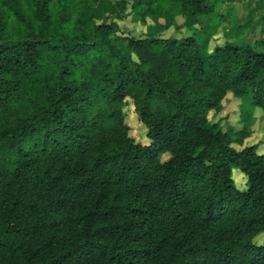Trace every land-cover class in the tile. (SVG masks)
I'll return each mask as SVG.
<instances>
[{
    "label": "trees",
    "instance_id": "trees-1",
    "mask_svg": "<svg viewBox=\"0 0 264 264\" xmlns=\"http://www.w3.org/2000/svg\"><path fill=\"white\" fill-rule=\"evenodd\" d=\"M225 1L0 0V264H264V40L130 36L131 57L91 13L210 33ZM228 92L239 129L207 116Z\"/></svg>",
    "mask_w": 264,
    "mask_h": 264
},
{
    "label": "rangeland",
    "instance_id": "rangeland-1",
    "mask_svg": "<svg viewBox=\"0 0 264 264\" xmlns=\"http://www.w3.org/2000/svg\"><path fill=\"white\" fill-rule=\"evenodd\" d=\"M216 12V17L213 20L216 28L210 33L206 32V29H209L210 21H207L211 14L202 18L205 30H201L198 25L190 24L188 18L182 15H172L167 22L160 18L156 22L147 20L142 23L134 20L130 12L124 16H116L107 12L102 3L96 4L91 13L98 23L109 21L117 23L119 26L116 33L117 46L123 54L131 57L133 55L126 46L130 36L155 34L163 37L170 35L179 37L193 35L204 53H208L214 45L222 44L224 41H246L253 44L258 39L264 40V0H228L219 5ZM249 99L250 94L237 97L228 92L217 107L207 112V116L211 121L217 122L221 129H226L229 126L239 129L242 127L240 106L249 102ZM126 122L129 125L128 134L130 136L139 142H148L146 126L138 120L131 103L126 106ZM250 129L252 134L245 139V143H257V151L264 152V112L255 111ZM232 176L237 186L243 185L244 176L238 168L232 170ZM263 240L264 234L257 235L258 243Z\"/></svg>",
    "mask_w": 264,
    "mask_h": 264
}]
</instances>
